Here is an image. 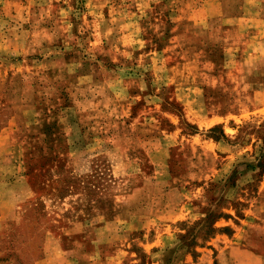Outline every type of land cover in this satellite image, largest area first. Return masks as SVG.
Returning a JSON list of instances; mask_svg holds the SVG:
<instances>
[{
  "label": "rangeland",
  "instance_id": "374dc122",
  "mask_svg": "<svg viewBox=\"0 0 264 264\" xmlns=\"http://www.w3.org/2000/svg\"><path fill=\"white\" fill-rule=\"evenodd\" d=\"M251 255L264 0H0V264Z\"/></svg>",
  "mask_w": 264,
  "mask_h": 264
},
{
  "label": "crops",
  "instance_id": "0c3cea01",
  "mask_svg": "<svg viewBox=\"0 0 264 264\" xmlns=\"http://www.w3.org/2000/svg\"><path fill=\"white\" fill-rule=\"evenodd\" d=\"M230 249H231V252H230ZM235 249H237V248L229 246L228 244L227 245L226 244L225 245L224 244H215V246L211 249H209V248L204 249V252H203L204 256L202 258L207 257L210 253H213L216 255V259H221V258H224V256L227 257L225 255L227 253H231V255H232L233 250H235ZM250 257L252 260H247L246 262H238L236 260L235 261L232 260L231 263L232 264H257L255 255H251ZM198 264H203V263L198 262ZM218 264H226V262H224L223 260H220V263H218ZM260 264H261V262H260Z\"/></svg>",
  "mask_w": 264,
  "mask_h": 264
}]
</instances>
